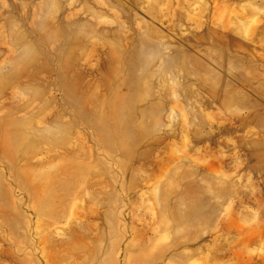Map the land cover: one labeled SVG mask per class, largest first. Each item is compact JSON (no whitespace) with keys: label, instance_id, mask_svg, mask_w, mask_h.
Instances as JSON below:
<instances>
[{"label":"rangeland","instance_id":"1","mask_svg":"<svg viewBox=\"0 0 264 264\" xmlns=\"http://www.w3.org/2000/svg\"><path fill=\"white\" fill-rule=\"evenodd\" d=\"M0 264H264V0H0Z\"/></svg>","mask_w":264,"mask_h":264}]
</instances>
